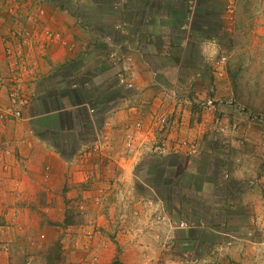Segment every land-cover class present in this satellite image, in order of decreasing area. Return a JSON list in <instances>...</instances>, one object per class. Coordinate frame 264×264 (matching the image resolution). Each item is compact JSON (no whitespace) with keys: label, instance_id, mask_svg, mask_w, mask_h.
I'll use <instances>...</instances> for the list:
<instances>
[{"label":"rangeland","instance_id":"374dc122","mask_svg":"<svg viewBox=\"0 0 264 264\" xmlns=\"http://www.w3.org/2000/svg\"><path fill=\"white\" fill-rule=\"evenodd\" d=\"M128 3L129 0H0V36L8 44L5 61L8 74H12L9 77L7 73H0V82L4 84L6 78L14 82L6 92L10 98L8 103L0 106V116L3 114L4 121L0 123V134L8 131L9 127L13 128L7 125L9 121L15 127L16 123L20 124L19 129L23 131H31L29 124L22 122L28 117L24 114L28 110L30 96L35 98V84L32 82L37 80L33 71L38 68L36 64L41 66V60L34 56L36 51L33 49L39 46L37 38L44 37V30L46 38H49L48 31H53L50 24L52 13L48 9L51 5H54L57 20L68 16L75 23L86 22L89 34L100 30L110 37L109 46L107 42L98 44L100 54H103L100 59L103 73L97 72L98 79L93 75H82L83 81H76L95 88L89 93L90 96L95 94L94 101L88 102L93 119L79 123L82 107L77 114L78 120L73 122L78 141L69 139L65 145L55 137L59 149L67 152V169L71 170L77 164L76 171L80 172L81 179L73 174L72 183L67 182L69 186L59 174L56 178L59 180L54 179L59 187L50 191L55 193V199L47 202V206L31 209L33 215L28 220L31 224L27 236L19 235L21 237H17L22 241H15L19 243V251H24L21 258H28L30 264H108L100 262L104 257L113 259L109 264L116 260L122 264H179L203 254L190 252L194 249L189 246L197 243L188 242L186 246L180 243L194 238L184 233L185 228L193 227L199 232L197 240L202 238L205 242L214 243L212 252L220 250L213 256L227 252L229 261L225 264H264V0H234L233 12L227 10V0L180 1L186 7V24L196 31V36L206 34L220 45V56L211 65L208 76L210 78L212 72L215 74L212 73V79L207 83L209 87H204L211 96L200 98L197 95L200 90H193L194 83L187 92L176 91L178 94L175 96L178 97L174 99L185 102L187 96L192 99L189 105H197L191 113L192 119L188 114L190 108L176 122H172L170 115L163 110V117L151 122L155 140L148 142L141 141L138 133L143 131V123L135 117L128 118L127 126L116 129L112 127L114 123L111 125L113 112L119 110L126 114L129 105L137 104L133 101L134 85L129 88L117 84L118 75L124 70L123 64L117 63L119 68L116 71L117 64L111 59L115 51L124 54L121 43L114 42L121 36L114 32L112 25L124 21L130 23L125 11ZM91 4L98 6L96 14L101 15L103 22L106 20L103 28L92 19L95 17L88 7ZM30 43H33L32 49ZM221 57H225L223 62ZM73 68L78 69L75 61L61 67L56 76L47 79L46 74H42L38 78L43 85L53 79L56 87L61 76ZM193 76L200 78L201 74ZM128 77L133 80L130 74ZM194 81L196 79H190L191 83ZM71 83L66 81L65 85L72 88ZM57 92L62 94L59 90ZM166 93L172 94L170 90ZM15 96L18 100L28 101L27 104L16 106L17 103L13 102ZM166 99L169 110L173 100ZM207 100H212L213 105ZM10 107L12 112L8 111ZM16 109L21 110L20 116L14 113ZM174 116H177L175 112ZM192 128L205 130L210 140L202 139L201 143L197 139L191 140L188 132L193 131ZM198 131L194 130L199 135ZM79 134L91 140L81 143ZM177 134L182 137L178 141ZM69 135L72 138V132L64 136L67 138ZM23 140L14 134L4 141L5 148L0 146L1 193L4 189L10 195H16V184L30 177L27 168L21 166L24 156L21 155L20 159L16 154L20 152L19 143ZM191 172H194L193 177ZM3 176H9L10 188L1 183ZM241 181H247L259 192L254 197L256 201L251 202L253 208L246 207L247 202L241 206V202L236 201L238 195L234 193L246 189L243 187L245 184L241 186ZM47 182H51L49 176ZM191 182L193 184L188 186ZM198 190H203V197L196 193ZM10 199L14 200V196ZM232 206H238L233 210H247L243 220L223 215L224 208L230 211ZM66 209L73 211L80 223L66 227L58 223L64 221ZM16 212L18 207L12 201H0V238L3 234L7 236L2 244L9 242V231L18 234L14 232L17 224L20 225L13 218ZM183 220L188 223L185 227L179 225ZM220 228L233 235L241 229V237L247 238L241 241L228 236L235 242L223 250L222 238L225 239L226 235L217 232ZM27 240L28 246L23 243ZM129 256L133 261H128ZM21 258L17 256L14 264L22 262Z\"/></svg>","mask_w":264,"mask_h":264},{"label":"crops","instance_id":"0c3cea01","mask_svg":"<svg viewBox=\"0 0 264 264\" xmlns=\"http://www.w3.org/2000/svg\"><path fill=\"white\" fill-rule=\"evenodd\" d=\"M180 1L182 0H179V2L178 0H129L128 6L125 9L126 14L131 19L128 24L129 31H119L117 28L119 23L115 26L114 24L112 25L114 32L118 34V36H121L120 40H114V42L121 43L122 52L129 55L131 58L128 62V71L131 78L134 80V98H132L137 104L134 103L129 105V108L126 109V114L125 112L119 110L113 112V121L111 122V125L114 123V126H112L114 128L118 126L124 127L127 126V120L129 117H135V120L138 119L137 121L143 123V131L138 133V135H141V141L143 142H148L151 139L155 140V133H152L150 125L154 119H161V117H163V110L170 115L172 122H176V120L184 116L185 113L187 114V108H190L191 111H189L188 114L191 116L193 108L197 107L195 104H193V106L188 104L189 102H192V99H188L187 96V101L184 100L186 103L182 100L174 99L177 96H175L177 93L176 91H178V93L187 92L188 89H191L194 83L193 90L197 92L200 90L197 94L200 95V98H204L208 95L211 96V93H207L208 89H205L204 87H209L207 83L210 79H212V73L215 74V72H212L211 77L209 78L208 73L212 70V64H207L200 55L201 41L210 38H208V35L206 34L196 36V31H193L192 28H190V25L186 24V7L184 8V4H180ZM88 7L91 11H93L92 17H95L92 19L96 21L100 28H103V23L106 20L103 22L101 15L96 14L98 6L96 4H91L88 5ZM48 9L49 12L52 13V19H50V24L52 26L51 29L53 30L52 32H56L57 34H54V37L46 38L44 30L43 38H40L39 35L37 36L39 38L36 37L40 41L36 43L39 44V46H35L33 50L36 51V54L34 55L33 53V55L41 60V66L36 64V67L38 68L33 71L36 76L35 79L37 80L32 82L35 84V98H31L30 96L28 104V101H26L25 104L29 105V107L28 110L25 111L26 114L24 115L28 117H25L24 122H22L24 124L26 123L27 126L29 124L31 131H23V129H19L20 124L16 123L17 126L15 127V125L10 124L9 121V124L7 125L12 126L13 128L8 126V131H5L4 134H0L1 147H4V141L9 139L10 136H14V134L18 138L25 139V141H20L19 144L21 150L20 152L17 151L16 154L19 155L20 159L22 157L21 155L24 156V158L21 159L22 165H20L27 168L30 176L29 179L24 178L16 184V190L18 192L16 195H10L4 189L3 193L0 191V201H12L18 207V212H16L17 217L13 216V218H16V223H19L22 226L24 225V228L20 230L22 226L19 227L20 225L17 224V230L14 232L18 234L14 235L13 233H10V231L7 233V235L9 234L8 237H14H9V242L2 244V241L7 237L4 234L0 238V264H14L13 261L16 260L17 256L21 258V252H24L22 250L19 251L17 246L19 243L15 241H22L19 239L21 237H19V235L27 236L26 233L30 228L29 223L31 224L28 220L33 215L31 213L32 208L29 205L38 202L40 195L43 197L45 196V198H47V202H51L55 199L53 198L55 193L50 191H54L59 187V185L54 182V179L59 180L56 179L59 174H62L61 176H63V178L61 179L65 180L66 184L68 181L72 183L71 178L73 174L76 178H79V180L81 179L80 172L77 173L76 171L75 166L77 164L72 166L71 170L67 169L69 163L68 155H66L67 152L59 149L60 146L56 144L55 137L60 138L63 142L62 144H65L69 139H73L76 142L78 141V133L74 131L75 128L73 126V122L78 120L79 117L77 118V114L82 110V107H84L83 110L86 114L91 116L90 118L88 117L91 120L93 112L89 109L91 104L88 102L94 101L93 96L95 94L91 96L90 94L95 91V88L92 86H86V83L84 82L78 84L76 81H83L82 75H93L95 79H98L96 76H98L97 72H99L102 67L100 59L102 58L101 55H103L100 54L101 49L98 44L105 42L108 44V39H110L109 36H105L104 31L102 32L100 30L99 32H96V34L91 32L90 35V28L86 22L78 24L71 20L68 16L62 18L63 20H57L55 18L56 15L54 13V5H51ZM36 32L38 33L35 29V33ZM4 40L5 38L0 36V73H7L6 75L11 77L12 74H8L7 62L5 61V47L8 46V44H6ZM32 45L33 43H30L31 49ZM74 61L78 64V71L74 68L71 70L69 69V73L67 72V75L61 76L60 79L58 78L60 82L56 87L53 85L55 83L53 79H50L52 77L49 78L51 82L45 83L44 85L43 82L39 80L38 76L46 74L48 79L49 76L57 74L61 67H64L65 65L69 66V62L74 63ZM118 65L119 64L115 65L116 71L119 68ZM100 72L102 71L100 70ZM194 74L196 76L201 74V77L194 78ZM115 76L117 77V75ZM191 78L196 79V81L191 83ZM66 81L72 82L70 84L72 88L65 85ZM4 82V84H2V81L0 82V106L8 103L10 98L7 97L8 95H6V92H9L10 88L14 86V82L11 81V78H6ZM91 83L94 84L95 82L91 80ZM117 84L118 86H122V84H119L118 81ZM57 90L61 91L62 94L58 95ZM167 90H170L172 94L166 93ZM179 95L180 99L181 94ZM166 97L173 100V106L169 107V110L167 109L168 102L167 99L165 100ZM126 100L128 101L129 98ZM183 104L185 106H183ZM174 112L177 116H174ZM158 116L160 117L158 118ZM3 122V117L1 115L0 123ZM194 130L198 131L193 129V131L188 132V136H190L191 140L197 139L200 143L203 141L202 139H205V141L210 140L208 133H204L205 130L199 129V135L197 132H194ZM67 132H72V138L71 135L65 138L66 136L64 135ZM179 134L185 135L183 133ZM179 134L176 135L177 141L182 138ZM88 140L90 141L91 139L87 136H81V143L87 142ZM71 156L69 157L71 158ZM26 158L28 159L26 160ZM248 171L250 173L253 172V170ZM6 175L8 174L6 173ZM47 175L49 176L51 182H47ZM193 175L194 172H191L192 177ZM8 177L9 176L1 177V183L10 188L12 184H9ZM241 182H243L241 186L245 184L243 187L246 189L241 191L238 190L234 193L238 195V197H236L238 198L236 201H240L241 206L247 202L248 206L246 207L253 208V204L251 202L256 201V198L254 197L258 195L259 192L255 191L257 190L256 187H250L247 181ZM192 184L193 182L189 183L188 186ZM219 184L220 183H215V185ZM224 185L226 186V184ZM204 186H206V184H204ZM221 187H223V185H221ZM192 191H194V189ZM252 191L255 194L252 193ZM196 193L198 195H202L199 197H203V190H198ZM10 196H14V200L10 199ZM58 196L59 195H57V197ZM246 199H249V201ZM237 207L238 206H232L230 211H227L228 209L224 208L223 215L229 219L236 218L243 220L245 218L243 215H245L247 210L242 208L239 210H233L234 208L237 209ZM253 212L254 211L251 210V213ZM185 229L186 230L184 231L188 233L186 234V232L182 231L185 233V236L192 235L194 238L181 240L180 243L183 242V246H186L188 242L197 243L196 246H189L191 249H194L190 252L199 251L200 253H203L204 255L200 254V257L203 259V264H214V262H216V264H225L229 261L226 257V251L223 253L219 252L214 256L212 255L215 251H220L215 250L212 252V248L215 245L214 243L209 240L205 242L202 238L201 241L197 240V237L199 236V232L195 230L197 228L188 227ZM217 232L226 235L225 239L222 238L223 250L229 249L231 245H233V242H235L233 238H229L228 236H234V238H239L241 241L246 240L247 238L246 236L243 237L244 239L241 237V229L238 232H234V235L231 234L230 231H226L221 228L220 231ZM30 240L31 239H29V241ZM23 243L26 244V246L29 245L28 240ZM223 255L225 256L223 257ZM20 260H22V262L19 261L22 264H30V260L28 258H21ZM112 260V258L109 259L108 257H104L100 259V262L105 261L109 264ZM128 261H133V259L131 260V256L128 257ZM118 264H122V262Z\"/></svg>","mask_w":264,"mask_h":264},{"label":"built area","instance_id":"2783aa9c","mask_svg":"<svg viewBox=\"0 0 264 264\" xmlns=\"http://www.w3.org/2000/svg\"><path fill=\"white\" fill-rule=\"evenodd\" d=\"M119 1H122V2H125L126 0H119ZM226 8L229 12H233L234 10V0H227V3H226ZM127 26H128V22H122V23H119L117 25V28L119 31L121 32H125L127 30ZM49 37H54V33L52 32H49ZM119 51H115L111 54V59L116 62V63H120V64H123V71L119 73L118 75V80H119V83L120 84H123L127 87H132L134 84L133 82L129 79L128 75H129V72H128V69H129V66H128V62L129 60L131 59L129 55H126V54H118ZM225 58V57H224ZM225 59H221V61L223 62ZM13 102L14 103H17L16 106L18 105V107H20V105H23L26 103V101L24 100H18L17 96H15L13 98ZM207 103L208 104H211L213 105V102L212 100H207ZM14 107V106H13ZM16 108V107H15ZM8 111L12 112L13 110H11V107L8 109ZM17 116H20L21 115V110L20 109H16L15 112H14ZM3 116V114H2ZM181 227H185L188 225V223L186 221H181L180 224H179ZM179 264H203V259L202 257L200 256H195L194 258H191V259H187V260H184V261H181Z\"/></svg>","mask_w":264,"mask_h":264},{"label":"trees","instance_id":"16d2710c","mask_svg":"<svg viewBox=\"0 0 264 264\" xmlns=\"http://www.w3.org/2000/svg\"><path fill=\"white\" fill-rule=\"evenodd\" d=\"M117 81L119 82L118 78H117ZM123 85V84H122ZM88 116L86 114V112L83 110L82 114L79 115V123L82 124V123H85V122H88ZM47 198H45V196L43 197L42 195L39 196V201L38 202H35L33 204H30L29 206L34 209V208H37L38 206H47ZM80 219L77 218V215L72 211L70 212L68 209H66V214H65V217H64V221L62 222H58L60 224H62L63 226H69V225H75L77 223H80L79 222ZM50 255V254H49ZM114 264H118V261L116 260L114 262Z\"/></svg>","mask_w":264,"mask_h":264},{"label":"clouds","instance_id":"9594fccd","mask_svg":"<svg viewBox=\"0 0 264 264\" xmlns=\"http://www.w3.org/2000/svg\"><path fill=\"white\" fill-rule=\"evenodd\" d=\"M220 51V45L215 39H205L200 43V55L206 63L215 64ZM221 59L225 58L221 57Z\"/></svg>","mask_w":264,"mask_h":264}]
</instances>
